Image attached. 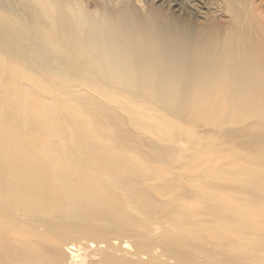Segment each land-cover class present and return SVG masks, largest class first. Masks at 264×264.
Wrapping results in <instances>:
<instances>
[{"label":"bare ground","instance_id":"6f19581e","mask_svg":"<svg viewBox=\"0 0 264 264\" xmlns=\"http://www.w3.org/2000/svg\"><path fill=\"white\" fill-rule=\"evenodd\" d=\"M258 2L0 0V264H264Z\"/></svg>","mask_w":264,"mask_h":264},{"label":"rangeland","instance_id":"374dc122","mask_svg":"<svg viewBox=\"0 0 264 264\" xmlns=\"http://www.w3.org/2000/svg\"><path fill=\"white\" fill-rule=\"evenodd\" d=\"M246 1H250V2H258L259 0H246ZM258 3H261L260 6H262V9L264 10V1L262 0L259 1ZM90 8H92L93 6H89ZM244 8V7H243ZM221 10V11H220ZM228 16L227 14L223 11L222 8L220 9H212L211 11L208 12V14L205 16L204 20L205 22H207V24H210V25H214V24H220V23H224Z\"/></svg>","mask_w":264,"mask_h":264}]
</instances>
